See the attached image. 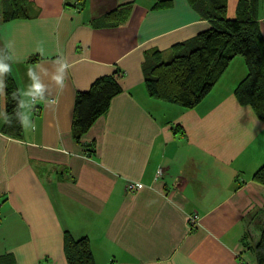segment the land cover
Returning <instances> with one entry per match:
<instances>
[{"label":"crops","instance_id":"1","mask_svg":"<svg viewBox=\"0 0 264 264\" xmlns=\"http://www.w3.org/2000/svg\"><path fill=\"white\" fill-rule=\"evenodd\" d=\"M159 1L171 5L154 9ZM237 1L227 0V18ZM28 2L33 17L0 21L1 82L15 84L22 125L18 139L0 132V256L67 264L68 232L88 238L95 264H255L242 238L256 244L264 223V186L251 180L264 163V123L234 96L244 60L184 109L147 95L144 65L210 27L187 0ZM120 6L126 18L106 21ZM9 9L0 0V17ZM258 21L264 39V0ZM114 71L121 93L75 141L76 93Z\"/></svg>","mask_w":264,"mask_h":264},{"label":"trees","instance_id":"2","mask_svg":"<svg viewBox=\"0 0 264 264\" xmlns=\"http://www.w3.org/2000/svg\"><path fill=\"white\" fill-rule=\"evenodd\" d=\"M8 1L10 9L0 17V21L27 19L35 15L28 0ZM187 2L210 22V27L192 40L174 46L175 53L166 62L161 61L159 51L147 55L144 65L147 95L160 102L193 109L211 92L230 62L235 57H241L247 75L234 89V96L241 106L250 107L256 118L264 123V39L258 21L261 0H238L235 17L231 19L226 16L227 0ZM170 5L169 1H159L153 8L162 9ZM127 14L128 9L120 6L104 18L109 22H120ZM1 55L0 45V71ZM117 75L118 71H114L111 75L101 76L86 91L76 93L71 125L75 141H80L95 121L106 113L111 99L121 93ZM2 99L4 121L0 132L18 139L22 134L19 95L12 78L5 74L1 82L0 73V105ZM90 150L92 153L91 145ZM251 180L264 186V163L254 172ZM248 237L243 236V246L252 250L255 264H264V223L256 244L250 245ZM63 252L67 264H95L87 237L74 239L65 232ZM0 264L16 263L11 254H4L0 256Z\"/></svg>","mask_w":264,"mask_h":264},{"label":"built area","instance_id":"3","mask_svg":"<svg viewBox=\"0 0 264 264\" xmlns=\"http://www.w3.org/2000/svg\"><path fill=\"white\" fill-rule=\"evenodd\" d=\"M38 99V96L36 94H32L31 97H30V100H31V103H34L36 102ZM139 187V184L138 183H128L127 185V190L129 192H134L135 190H137V188ZM197 222H198V217L197 215H191L188 217V224L190 227H195L197 225Z\"/></svg>","mask_w":264,"mask_h":264},{"label":"rangeland","instance_id":"4","mask_svg":"<svg viewBox=\"0 0 264 264\" xmlns=\"http://www.w3.org/2000/svg\"><path fill=\"white\" fill-rule=\"evenodd\" d=\"M161 59H162V60H161L162 62H166V61H168V59H166L165 56H163V58H161ZM191 228H192V227H191ZM193 228H194V227H193Z\"/></svg>","mask_w":264,"mask_h":264}]
</instances>
